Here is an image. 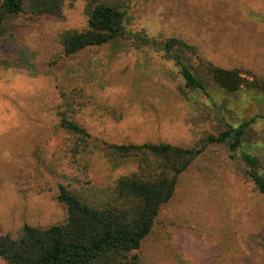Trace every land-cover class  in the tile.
<instances>
[{"label": "rangeland", "instance_id": "1", "mask_svg": "<svg viewBox=\"0 0 264 264\" xmlns=\"http://www.w3.org/2000/svg\"><path fill=\"white\" fill-rule=\"evenodd\" d=\"M105 1L124 8L132 32L182 39L205 62L264 78V0ZM83 8L77 1L63 18L16 27L19 66L0 69V236L14 237L23 225H58L66 217L57 199V186L65 182L49 168L64 139L55 128L60 87L82 90L87 105L76 119L97 142L189 148L264 116V94L226 95L199 73L209 98L189 91L179 68L149 48L120 43L65 58L57 35L85 26ZM242 153L258 158L264 173V119H256L240 143L209 145L181 177L138 251L144 264H264V196L250 181ZM89 162L94 186L132 169L112 171L98 154Z\"/></svg>", "mask_w": 264, "mask_h": 264}, {"label": "trees", "instance_id": "2", "mask_svg": "<svg viewBox=\"0 0 264 264\" xmlns=\"http://www.w3.org/2000/svg\"><path fill=\"white\" fill-rule=\"evenodd\" d=\"M84 3L86 24L57 35L65 58L103 46L120 43L142 51L162 53L179 68L184 88L208 96L199 74L206 76L226 95L243 91L264 94V78L240 68H221L201 59L194 46L178 38L154 39L144 31L132 32L125 24L126 12L105 0H0V69L19 66L15 28L34 19L64 16L66 7ZM21 60V59H20ZM49 74V73H48ZM185 98V90L180 89ZM82 90L59 88L55 128L64 135L58 157L49 168L65 183L59 184L57 199L66 207L58 225H23L16 236H0V259L5 264H144L138 253L155 230L159 213L175 195L181 177L209 145L240 143L253 117L237 128L198 139L192 147L167 143L112 144L92 140L76 115L86 107ZM98 154L110 170L131 169L113 181L94 186L88 180L89 158ZM42 163L47 159L37 155ZM242 163L256 190L264 196V173L255 156L242 153Z\"/></svg>", "mask_w": 264, "mask_h": 264}]
</instances>
